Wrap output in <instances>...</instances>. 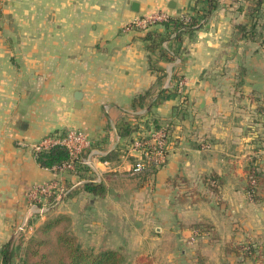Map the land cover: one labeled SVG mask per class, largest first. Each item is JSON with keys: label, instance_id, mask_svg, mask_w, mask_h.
<instances>
[{"label": "crops", "instance_id": "crops-1", "mask_svg": "<svg viewBox=\"0 0 264 264\" xmlns=\"http://www.w3.org/2000/svg\"><path fill=\"white\" fill-rule=\"evenodd\" d=\"M214 1L209 13L208 0H4L13 24L0 29V245H14L33 213H62L82 243L118 250L127 264H184L191 248L197 263L233 262L241 244L264 250V33L237 34L252 26L246 0ZM159 11L199 15L193 34L163 43L171 59L147 47V30L125 29ZM154 121L173 129L168 161L136 174L134 134L121 132ZM70 128L90 135L92 166L58 175L31 144ZM251 164L261 173L255 198ZM212 175L217 192L204 182ZM53 178L70 192L38 213L32 187ZM90 178L104 195L85 190Z\"/></svg>", "mask_w": 264, "mask_h": 264}, {"label": "trees", "instance_id": "trees-1", "mask_svg": "<svg viewBox=\"0 0 264 264\" xmlns=\"http://www.w3.org/2000/svg\"><path fill=\"white\" fill-rule=\"evenodd\" d=\"M247 1V0H246ZM252 5L250 13V22L252 23V30H250V37L255 38L254 29L258 26L257 13L264 6V0H249ZM217 7V3L214 0H208L207 11L210 13ZM243 9V8H242ZM2 13L0 12V15ZM199 15H183V16H171L169 20L164 21L162 25L165 27V32H159L156 30L148 29L143 36V39L147 43V47L155 50L160 49L162 56L167 59H171L172 56L162 48L163 43L175 33L177 40H182L183 34H193L195 29L200 25ZM1 28V27H0ZM237 34L248 36L249 30H247V24L240 23L236 26ZM248 32V33H247ZM155 128L160 129L161 126L157 121L153 122ZM140 127H132V125H126L121 134L131 136L139 131ZM133 138L130 140L132 143ZM37 161L41 166L46 168H52L56 165H60L70 159L69 151L63 145H55L49 149L42 150L36 154ZM154 165V164H153ZM155 166V165H154ZM156 167V166H155ZM249 172V186L248 191L254 193L251 194L252 198H255L257 188H253L250 184L252 179L258 181L259 175L258 165L251 164ZM76 170L81 172L87 171L86 168L78 166ZM158 169L153 168L150 174H155ZM71 172V171H70ZM75 172V171H73ZM217 176L212 175L206 177L208 188L213 191H218ZM85 190L92 194H105V187L102 183H95L92 178L88 179L84 186ZM70 217L65 214H60L55 217L49 218L38 229L37 236L32 237L27 249L25 251V259L21 264H122L123 254L118 250L107 249L96 252L94 249L85 248L75 235L70 232L69 229ZM200 232H204L206 226L196 225ZM13 240L8 241L1 245L0 249V264H12L13 259ZM254 244L238 245L234 246V252L239 255H245L249 252L253 254L255 252Z\"/></svg>", "mask_w": 264, "mask_h": 264}, {"label": "built area", "instance_id": "built-area-1", "mask_svg": "<svg viewBox=\"0 0 264 264\" xmlns=\"http://www.w3.org/2000/svg\"><path fill=\"white\" fill-rule=\"evenodd\" d=\"M170 17L171 15L166 12H153L148 15L134 18L125 26V29L146 31L152 26L162 24L164 21L169 20ZM172 36L174 37L175 33H173ZM143 131V129H139L136 133L144 134ZM149 131L152 133L149 137H134L131 143V147L141 154L140 158H137L135 162H133L132 171L136 174L143 173L147 168L145 162L141 160L142 158L148 159L147 156H150L149 158L151 161L156 164V161H164V158H166L169 153L166 131H164L163 128L157 129L155 127L154 129L149 128ZM55 145L65 146L70 154V159L68 161L48 168L55 174L64 175L70 171H75L78 166H92L89 157L85 158L83 156L84 153L92 147L91 137L84 129L70 128L63 133L46 136L41 141L32 143L31 148L36 155L38 152L49 149ZM60 181L61 180L58 178H53L44 183L35 184L32 187L30 197L32 202L38 206V213H46L47 210L51 209L58 200L61 199V197L70 192V189L63 187ZM250 184L253 185L255 189L257 188L258 181L254 178L250 181ZM252 193L254 192L248 191L250 197ZM24 224L26 223L24 222ZM24 224L20 227L21 230H24Z\"/></svg>", "mask_w": 264, "mask_h": 264}, {"label": "rangeland", "instance_id": "rangeland-1", "mask_svg": "<svg viewBox=\"0 0 264 264\" xmlns=\"http://www.w3.org/2000/svg\"><path fill=\"white\" fill-rule=\"evenodd\" d=\"M241 3H243V0H242ZM4 7H5L4 0H0V12L2 13L0 15V27H1L0 29H3L6 26L7 23L10 26L13 24V20H12L11 17H8V19H7V17H5L6 14L2 11V9L4 10ZM244 7L245 8H248L249 11L252 10L251 2L249 0L244 1ZM262 8H263L262 10L264 11V6ZM261 28H264V24H263V26ZM261 28H257L256 27V29L253 30L256 37L260 33H262V34L264 33V31L263 32L261 31L262 30ZM248 29H249V33L248 32L247 33H248V37H250V33H251L250 30H252V26H249ZM3 33H5V31ZM157 122L160 124L161 128H163L164 131H166V133H167V142H168V150H169V153H168V156L166 158H164L165 160L163 159L164 161H161V162L156 161V164L151 161V159L149 158L150 156H147L148 159H143L142 158L141 160L145 162L147 168L141 174H150V172H151V170L153 168L158 169L156 171V173H157L167 163L168 157H169V154H170V151L172 149L171 146H173V145H171V137L173 135V129L171 127V124L170 123H165V122H159V121H157ZM149 127H150V129L151 128L154 129L155 126L152 125V126H148L146 128H143V130H144L143 133L144 134L136 133V134H134L135 135L134 137H137V138L138 137H142V138L149 137V135L152 134L149 131ZM133 162H135V160ZM60 214H62V213H56L55 215L54 214H48V216H46L45 219H42L40 214H36V213L34 214L33 213L32 216H30L29 221L28 220L23 221L22 223H20L17 226V229L15 231L16 234H17V237H16L17 239H16V242H14V245H13V247H14L13 248L14 249L13 250L14 256H13V259H12V264H21L22 263V261L25 259V251L27 249V246H28L31 238L37 236V229L45 221H47L49 218L55 217L56 215H60ZM24 222L26 224H24ZM23 224H24V230H21L20 227ZM31 226H33V227H31ZM68 226H69L70 232L77 237V239L80 241V243L85 248L94 249L96 252H99L101 250H104V249L98 248L96 246L92 247V246H88V245H85L84 243H82V240L80 239L79 235H77L78 233H77V230L75 229V226H74V224L72 222V218H70V221H69V225ZM193 233L196 234L195 231ZM244 245H247V244H244ZM255 247H256V249H255V252H253V254L250 253V252L248 254H245V255H243V254L242 255L237 254L236 256H234V261L233 262L230 261L231 258H230V260H228L229 257H226V259H224L223 257L216 256V257H213L214 261L212 263L211 262L209 263L208 261H210V258L208 256L207 259L205 258V260H202V263H201V261L199 263L200 264H264V250H262L261 248H259V246H255ZM0 249H1V245H0ZM192 249L193 248L189 249L190 251H188L190 254H188V255L186 254V256L191 257L190 258V261H186V263H184V264H199V263H197V261L195 259L192 258V257H195V256H193L194 255L193 254L194 251H192ZM123 257H124V259H123V263L122 264H127L126 263L127 261L125 259L129 260L128 261L129 263L130 262L131 263L134 262L129 257L126 258L124 255H123ZM149 260H150V258H149ZM149 260H147V258H146L144 264H148V261Z\"/></svg>", "mask_w": 264, "mask_h": 264}, {"label": "water", "instance_id": "water-1", "mask_svg": "<svg viewBox=\"0 0 264 264\" xmlns=\"http://www.w3.org/2000/svg\"><path fill=\"white\" fill-rule=\"evenodd\" d=\"M134 9H135V10H138V3H134ZM75 97H76V100L79 101L80 98H81V95H80V94H76ZM23 128L25 129L26 127L23 126Z\"/></svg>", "mask_w": 264, "mask_h": 264}]
</instances>
